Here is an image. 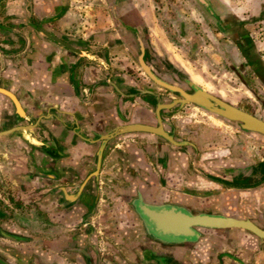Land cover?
I'll return each instance as SVG.
<instances>
[{"label":"crops","instance_id":"1","mask_svg":"<svg viewBox=\"0 0 264 264\" xmlns=\"http://www.w3.org/2000/svg\"><path fill=\"white\" fill-rule=\"evenodd\" d=\"M220 1L242 18L253 0ZM254 2L264 32V0ZM71 12V0H0V131L33 125L0 135V264H264V240L240 228H200L181 242L147 233L135 205L264 228V143L193 106L160 112L175 143L109 138L119 125L152 124L155 103L170 97L144 95L143 81L94 56L93 32L77 34ZM255 57L248 68L264 82V36Z\"/></svg>","mask_w":264,"mask_h":264},{"label":"rangeland","instance_id":"2","mask_svg":"<svg viewBox=\"0 0 264 264\" xmlns=\"http://www.w3.org/2000/svg\"><path fill=\"white\" fill-rule=\"evenodd\" d=\"M115 1L71 0L73 16L70 18L79 22L77 34L92 31L89 50L94 56L107 59L113 72L134 76L143 81L142 87L155 89V84L138 67L133 40L121 36L111 19V12L117 18ZM118 1L128 15L116 21L120 27L121 23L128 25L138 21L142 41L147 46L146 61L156 73L184 88L187 87L183 80L187 79L264 119V82L260 74L254 75L248 68L251 62L257 67L255 49L264 36L258 2L255 4L253 0L251 9L243 10V17L238 18L220 0ZM71 31L76 33V29ZM246 39H250L248 46ZM159 91L164 93L161 88ZM165 95L173 96L170 92ZM193 107L197 109L198 118L219 119L200 107Z\"/></svg>","mask_w":264,"mask_h":264},{"label":"water","instance_id":"3","mask_svg":"<svg viewBox=\"0 0 264 264\" xmlns=\"http://www.w3.org/2000/svg\"><path fill=\"white\" fill-rule=\"evenodd\" d=\"M109 2V1H108ZM109 2V10L112 11ZM113 23L115 24L118 32L123 36L125 30L119 26L116 21L113 12H111ZM43 35L51 39L52 41L63 45L68 49H73L65 41L49 33L48 31L41 30ZM140 49L142 50L143 43L140 38ZM137 62L145 75L159 87L176 92L180 97L171 99L168 103H158L154 108V115L156 123L150 124L145 122H134L119 125L112 129L108 133L109 138L114 135L124 134L128 132H145L157 135L167 140L168 142L175 143L172 136L168 134L162 127L159 110L162 108H169L173 105L181 107L184 104H193L201 109L215 115L219 119L227 123H233L236 127L245 129L253 134V136L259 141L264 143V119L255 116L254 114L247 112L237 106L232 105L223 99L212 95L205 89L197 87L191 84L194 91L191 93L185 92L180 87L172 85L160 77H158L147 66L141 55L137 56ZM15 109L18 111L19 104L15 98L9 97ZM19 119L22 118L21 111L18 113ZM33 128V125H17L10 129L0 131V135H4L13 131L28 130ZM108 135L102 137V140L107 139ZM135 210L141 216L147 233L157 237L159 239L171 242L192 241L195 240L200 234V228L206 229H223V228H240L246 230L256 237L264 240V228H261L249 220L233 218L225 215L210 214V213H193L185 211L176 206H148L144 204L135 205ZM3 216V214L0 212ZM3 235L11 239H19V236H15L8 233Z\"/></svg>","mask_w":264,"mask_h":264},{"label":"flooded vegetation","instance_id":"4","mask_svg":"<svg viewBox=\"0 0 264 264\" xmlns=\"http://www.w3.org/2000/svg\"><path fill=\"white\" fill-rule=\"evenodd\" d=\"M114 9H115V13L117 14V18L116 19H122V18H124V17H127V15H128V12H123L122 11V9H121V7H120V5H119V1L118 0H116L115 2H114ZM136 20V19H135ZM132 21V20H131ZM129 22H127V24H128ZM121 26H122V28H124V30H125V37L126 38H131L133 41V43H134V45L133 46H135L136 47V60H137V56L138 55H141V58H142V60H143V62L147 65V66H149V68H150V70L151 71H153L158 77H160L161 79H163L164 81H166V82H168V83H170L168 80H169V78L167 77V76H163V75H159L158 73H156L152 68H151V65L146 61V56L148 55V53H147V46H146V44L142 41V45H143V47H142V50L140 49V42H139V39L138 38H140L141 40H142V38H141V34H140V32H139V29H138V27H139V25H138V21L136 20V22L134 23L133 21L132 22H130V24H128V25H125V24H123V23H121ZM121 35V34H120ZM137 64H138V62H137ZM138 67L140 68V66H139V64H138ZM140 70H141V68H140ZM142 71V70H141ZM143 72V71H142ZM120 73V72H119ZM145 74V73H144ZM120 75L121 76H126L127 77V80H130V81H136V78L134 79V78H132V77H134V76H129V75H127V74H124V73H120ZM184 81V83H185V85H186V87L187 88H184L181 84H175V83H170V84H172V85H175V86H177V87H180L181 89H183L185 92H187V93H191V92H193L194 91V89H193V87H192V85L191 84H193V83H191L189 80H187V79H185V80H183ZM154 83V82H153ZM155 84V83H154ZM156 88H161V87H159L158 85H154ZM139 87V86H138ZM140 89V88H139ZM162 90H163V95H165V93L167 92V93H172V95L173 96H170L169 95V97L170 98H168V99H162V101H164V102H158V103H168L171 99H175V98H178V97H180L179 96V94L178 93H176V92H171V91H169V90H166V89H163V88H161ZM141 90L143 91V94L144 95H147V96H150L151 97V95L153 94L152 92H154V89L153 88H151V87H148V86H144V87H141ZM162 93V92H161ZM163 97H166V96H163ZM217 97V96H216ZM158 103H155V105H154V108H155V106H156V104H158ZM186 104H184V105H182L181 107H183V106H185ZM192 106H196V105H192ZM177 107H179L178 105H173V106H171V107H169V108H162V109H160L159 110V114H160V112L161 111H164V110H167V109H172V108H177ZM181 107H179V108H181ZM198 107V106H197ZM211 114V113H210ZM213 115V114H212ZM215 116V115H214ZM160 119H161V123H162V127H163V120H162V118H161V115H160ZM154 123H156V118H155V115H153V121H152V124H154ZM164 129V128H163ZM7 130V129H6ZM4 131V130H3ZM4 240V239H3ZM8 241H10V240H8Z\"/></svg>","mask_w":264,"mask_h":264},{"label":"trees","instance_id":"5","mask_svg":"<svg viewBox=\"0 0 264 264\" xmlns=\"http://www.w3.org/2000/svg\"><path fill=\"white\" fill-rule=\"evenodd\" d=\"M245 41H246V43H248V42H249V41H248V39H246ZM248 44L250 45V42H249ZM253 63H254V62H253ZM253 63L251 62V63H250V65H251V66L254 68V65H253Z\"/></svg>","mask_w":264,"mask_h":264}]
</instances>
